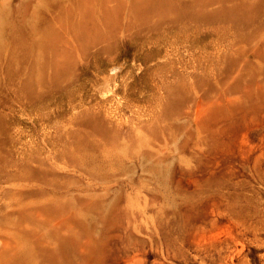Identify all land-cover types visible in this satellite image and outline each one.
<instances>
[{"label": "rangeland", "instance_id": "374dc122", "mask_svg": "<svg viewBox=\"0 0 264 264\" xmlns=\"http://www.w3.org/2000/svg\"><path fill=\"white\" fill-rule=\"evenodd\" d=\"M150 1L0 0V264H264V0Z\"/></svg>", "mask_w": 264, "mask_h": 264}, {"label": "bare ground", "instance_id": "6f19581e", "mask_svg": "<svg viewBox=\"0 0 264 264\" xmlns=\"http://www.w3.org/2000/svg\"><path fill=\"white\" fill-rule=\"evenodd\" d=\"M84 1V0H83ZM150 0H146V2H149ZM154 2H152L154 5H157V8H158V10L160 11V12H165V11H169V12H175V13H179V9L178 8H176V7H174V5L173 4H169V5H167V3H166V1L167 0H153ZM42 2V1H41ZM54 2V1H53ZM56 2V1H55ZM113 2V1H112ZM151 2V1H150ZM194 2V1H193ZM229 2V0H204V2L201 4V8L202 9H204L205 7H208V6H211V5H214V4H220L221 6H225V7H223L221 10H219V12H217V13H214V14H207L206 12L205 13H203V14H201L200 15V17H199V15H197L198 16V19H196V20H198V21H203V20H205V21H208V22H211V20H214V21H225V19L226 18H232L233 17V15H235L236 14V11H237V9H239L240 7H241V5L240 6H238L239 5V3H237V4H235V5H233V6H227V3ZM244 3H248V4H245V5H247V6H255V7H258V5H252L249 1H243ZM84 5V4H83ZM147 6H149V5H147ZM227 6V7H226ZM71 7V6H70ZM179 7H182V5L181 6H179ZM37 8V7H36ZM39 8V7H38ZM149 9H151V8H149ZM148 9V10H149ZM195 9V5H192V6H189V7H187L186 8V12H184V13H182V15H180V14H178L177 16H178V18H176L177 19V21H179V19H181V20H191V19H193V18H197V16L196 15H193L192 13H191V11H193ZM40 10V9H39ZM92 10V9H91ZM35 11V10H34ZM38 11V10H37ZM36 12V11H35ZM75 12V11H74ZM82 12V11H81ZM118 12V11H117ZM32 13L33 14H35L33 11H32ZM37 13V12H36ZM65 13V12H64ZM76 13V12H75ZM36 15V14H35ZM34 15V16H35ZM37 16L38 15H36V18H37ZM42 16V15H41ZM33 17V16H32ZM39 17V16H38ZM57 17V16H56ZM55 17V18H56ZM61 18H62V16H61ZM32 19V18H31ZM39 19H40V17H39ZM65 19V18H64ZM78 19V18H77ZM35 20V19H34ZM63 20V19H62ZM72 20H74V18L72 19ZM71 20V21H72ZM76 20V19H75ZM80 20H81V18H80ZM116 20V19H115ZM118 20V19H117ZM25 21V20H24ZM28 21V20H27ZM32 21V20H31ZM36 21H37V19H36ZM39 21V20H38ZM70 21V22H71ZM119 21V20H118ZM64 22H65V20H64ZM77 22V21H76ZM86 22V21H85ZM90 22V21H89ZM29 23V22H28ZM33 23V22H32ZM40 23V22H39ZM62 23V22H61ZM31 24V23H30ZM29 24V25H30ZM34 24H37L38 25V23H34ZM60 24V23H59ZM58 24V25H59ZM70 24V23H69ZM93 24V23H92ZM90 25V24H89ZM187 26V25H186ZM32 27V26H31ZM116 27H118V26H116ZM34 28V27H33ZM33 28H31V30L33 29ZM26 29V28H25ZM30 29V28H29ZM69 29V28H68ZM119 29V28H118ZM22 30H24V29H22ZM40 30V29H39ZM113 30V29H112ZM96 31V30H95ZM120 31V30H119ZM118 31V32H119ZM129 31V30H128ZM92 32V31H91ZM112 32V31H111ZM117 32V33H118ZM32 33H34L33 31H32ZM31 33V34H32ZM54 33H57L56 32V30H55V32ZM73 33H74V31H73ZM101 33V32H100ZM121 33V32H120ZM98 34V33H97ZM119 34V33H118ZM179 34V33H178ZM75 35V34H74ZM73 34H72V36H74ZM81 35V34H80ZM84 35V34H83ZM59 36V35H58ZM100 36H102V35H100ZM109 36V35H108ZM161 36V35H160ZM30 37V36H29ZM57 38V37H56ZM63 38V37H62ZM78 38H80V37H78ZM90 38V37H89ZM102 38V37H101ZM151 38V37H150ZM81 39V38H80ZM148 39V38H147ZM51 40V39H50ZM83 40V39H82ZM89 40V39H88ZM146 40V39H145ZM149 40V39H148ZM52 41V40H51ZM80 41V40H79ZM86 41V40H85ZM147 41V40H146ZM77 42V41H76ZM81 42V41H80ZM90 42V41H89ZM1 43V42H0ZM70 43V42H69ZM67 44V43H66ZM91 45V44H90ZM16 46V45H15ZM68 46V45H67ZM77 46V45H76ZM86 46V45H85ZM144 46V45H143ZM78 47V46H77ZM70 48H71V46H70ZM89 48V47H88ZM51 49V48H50ZM55 49V48H54ZM81 49V48H80ZM22 50V49H21ZM67 51L68 50H66V53H67ZM75 51V50H74ZM60 52V54H61V51H59ZM73 52V51H72ZM76 52V51H75ZM82 52H84V51H82ZM80 53V52H79ZM75 54V53H74ZM73 54V55H74ZM106 54H108V53H106ZM111 54V53H110ZM62 55V54H61ZM68 55V54H67ZM79 55V54H78ZM86 55V54H85ZM68 56H70V55H68ZM75 56V55H74ZM94 56V55H93ZM98 56V55H97ZM111 56H112V54H111ZM41 57V56H40ZM43 57V56H42ZM52 57V56H51ZM60 57V56H59ZM76 57V56H75ZM43 58H45V57H43ZM42 58V59H43ZM73 58V57H72ZM102 58H103V56H102ZM20 59V58H19ZM39 59V58H38ZM15 60V59H14ZM71 60V59H70ZM62 61V60H61ZM66 61V60H65ZM65 61H63V62H65ZM39 62H41V60L39 61ZM62 63V62H61ZM74 63H76V62H74ZM73 63V64H74ZM97 63V62H96ZM107 63H108V61H107ZM113 63V62H112ZM65 64V63H64ZM49 65V64H48ZM53 65V64H52ZM110 65V64H109ZM108 65V66H109ZM57 66V65H56ZM75 66V65H74ZM50 67V66H49ZM126 67V66H125ZM37 68H38V66H37ZM68 68V67H67ZM51 69V68H50ZM62 69H63V67H62ZM66 69V68H65ZM72 69V68H71ZM46 70V69H45ZM70 70V69H69ZM68 71V70H67ZM72 71V70H71ZM26 72V71H25ZM70 72V71H69ZM33 73V72H32ZM35 73V72H34ZM51 73V72H50ZM65 73H67V72H65ZM72 73V72H71ZM18 74V73H17ZM35 74H37V72L35 73ZM55 74H57V73H55ZM13 75H15V72H14V74ZM50 75V74H49ZM34 76V75H33ZM67 77V76H66ZM75 77V76H74ZM10 79H11V76H10ZM45 79V78H44ZM43 79V80H44ZM61 79H63V78H61ZM74 79V78H73ZM14 80V79H13ZM40 80H42V79H40ZM26 81V80H25ZM36 81H38V80H36ZM73 83H74V81H73ZM32 84V83H31ZM39 83H37V85H38ZM29 85V84H28ZM71 85V84H70ZM31 86V85H30ZM35 86V85H34ZM33 86V87H34ZM32 87V86H31ZM42 87V86H41ZM21 88V87H20ZM26 88V87H25ZM68 88V87H67ZM30 89V88H29ZM32 89V88H31ZM17 90V89H16ZM18 91V90H17ZM53 91V90H52ZM56 91V90H55ZM72 93V92H71ZM221 103V102H220ZM77 147V146H76ZM80 150V149H79ZM87 151V150H86ZM87 154V153H86ZM85 157H86V155H85ZM82 162V161H81ZM83 163V162H82ZM83 165V164H82Z\"/></svg>", "mask_w": 264, "mask_h": 264}]
</instances>
